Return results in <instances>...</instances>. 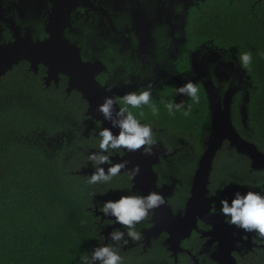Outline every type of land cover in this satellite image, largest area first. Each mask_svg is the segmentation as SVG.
I'll list each match as a JSON object with an SVG mask.
<instances>
[{
    "label": "trees",
    "instance_id": "16d2710c",
    "mask_svg": "<svg viewBox=\"0 0 264 264\" xmlns=\"http://www.w3.org/2000/svg\"><path fill=\"white\" fill-rule=\"evenodd\" d=\"M245 2L234 3L242 14L238 11L233 22L229 16H234V5L229 0L221 12L214 7L205 17L193 14L188 47L211 39L236 59L251 51V70L241 68L250 82L248 99L242 106L243 94L237 93L232 117L239 132L264 151V15L259 11V21L252 19ZM45 75L43 66L36 72L22 60L0 79V264H82L81 256L104 242L107 221L97 214V201L140 195L132 191L128 172L108 184L87 183L90 173L84 171L92 168L87 156L100 151L98 133L105 126L87 114L89 103L79 90H67L66 77L59 85H48ZM174 94L171 86L157 91L153 97L160 115L145 108L144 123L179 134L190 126L197 129L199 116L169 115L160 104L162 99L174 102ZM199 105L207 109L204 96ZM215 164L214 173L230 169L264 193V168H254L251 158L228 141ZM169 253L163 247L144 251L137 246L121 255L124 264H194L189 255L175 261ZM205 256V263L214 260ZM237 258L238 264H264V247Z\"/></svg>",
    "mask_w": 264,
    "mask_h": 264
},
{
    "label": "flooded vegetation",
    "instance_id": "af4514ba",
    "mask_svg": "<svg viewBox=\"0 0 264 264\" xmlns=\"http://www.w3.org/2000/svg\"><path fill=\"white\" fill-rule=\"evenodd\" d=\"M226 1L67 0L62 6L58 0H0V48L13 42L17 36H31L35 41L48 40L52 37L51 28L57 26L65 40L79 48L83 60L102 63L96 78L102 84L108 85L109 89L117 88L116 96L122 97L127 92L152 83L153 95L171 86L175 89L174 102L185 100L191 103L187 97L177 95L176 88L188 80L199 82L201 97L207 99L208 107L203 111L202 106L192 103L191 113L202 120L197 129L190 126L189 130L187 127V131L179 134L165 127L153 126L158 143L170 146L172 152L168 156L161 157L154 165V170L158 174V185L161 188L166 184H174L168 203L176 215L179 212L184 214L196 171L202 157L211 147L213 107L210 98L212 97L213 101L219 99V102L224 104L226 94L233 95L231 101L233 114V100L236 99L238 92L242 93L241 85L237 81V68L242 69L229 50L216 46L211 39L195 48L188 47L191 16L200 14L205 17L214 7L221 12L222 7L227 9L224 3ZM229 2L234 5L236 0ZM233 8L234 16H229L231 22L235 18L238 19V11H240L238 5H234ZM213 48L228 54L226 61L231 63L234 72L229 74L220 67L213 68L214 61L217 62L221 58ZM183 61L187 63L182 66ZM41 66L46 72L44 78L47 83L48 67L40 64L39 69ZM64 77L67 79L68 90L69 78L63 73L59 74L58 82L53 79L48 85H59ZM227 141L233 148L228 139L223 141L224 145ZM221 150L222 148L217 150L213 159L214 165L207 192L215 212H219L220 207L218 208L217 203L222 196L231 195L237 188L242 193L251 190L248 184L251 180L236 175L230 169L214 173L216 156ZM225 185L230 187L226 192L221 191ZM131 189L133 192L143 194L140 188L134 187L133 181ZM101 220L107 221L106 227L102 230L104 236H107V233L113 229L108 230L109 227L115 222L112 219L101 218ZM220 222L210 223L198 217L191 235L181 240L176 257L169 248L171 245L168 243L170 238L168 232L163 231L158 236L147 237V232L155 225L153 214L152 219L137 225V230L142 232L143 239L139 242H130L122 251L137 246L144 251L151 247L158 249L163 247L170 251L169 254L175 261L179 260L180 255H189L194 264L197 263V259L199 264H218L214 255L220 249L219 228L225 227ZM214 224H217V228ZM237 239L235 240L237 249L233 251L236 258L261 249V245L264 246V242L257 239L255 233L251 234V240L246 234L238 236ZM155 241L156 244H152ZM205 254L215 262L205 263Z\"/></svg>",
    "mask_w": 264,
    "mask_h": 264
},
{
    "label": "clouds",
    "instance_id": "9594fccd",
    "mask_svg": "<svg viewBox=\"0 0 264 264\" xmlns=\"http://www.w3.org/2000/svg\"><path fill=\"white\" fill-rule=\"evenodd\" d=\"M245 1L243 5L251 9L252 19L259 21V11H261V15H264V0ZM240 13L242 14V11ZM237 62L243 70L250 71L253 62L251 51L242 52L238 56ZM153 88L154 85L148 83L140 86L137 90L125 93L122 97L115 94L105 96L103 102L98 106L97 111L105 121L110 123L111 127H103L99 130L100 151L92 152L87 156V161L91 162L94 169L87 181L89 185L108 184L113 177L121 173L122 169L128 168V161L113 162L111 158L114 152L142 150L143 154L147 156L153 155V149L158 143L157 133L150 123H142L145 108L155 117L160 115V107L153 97ZM176 94L187 97L191 103H187L185 100L173 102L172 100L165 101L162 99L160 104L166 107L169 115L181 112L187 117L191 115L192 103L199 104L201 101L200 84L195 80H188L176 88ZM244 114L245 108L242 107L241 115ZM113 129H119L118 133L114 134ZM240 135L244 139L253 142L241 133ZM222 144L221 148L224 146V143ZM166 147L171 151L170 146ZM233 148L235 147L233 146ZM258 149L262 151L259 147ZM262 152L264 153V151ZM251 162L253 165L252 158ZM102 165H108L107 171ZM139 174V165L128 169L129 179H133ZM229 187L230 185H225L221 191L226 192ZM249 187L251 190L246 192L242 193L237 188L231 195L222 196L219 213L224 217L228 226H235L245 234L255 233L258 239L264 242V193L256 191V188L252 185ZM166 203L167 200L162 191H151L147 195L133 193L121 195L114 200L97 201L96 212L102 214L100 216L103 218L111 217L115 224L121 227L113 228L107 233V236L101 235V240L104 243L94 247L90 255H82L80 258L82 264H124L121 255L122 249L128 247L130 242H139L143 239V234L137 230V225L142 221L152 219L155 210ZM248 239L251 240V236H248ZM262 247L264 246L261 245Z\"/></svg>",
    "mask_w": 264,
    "mask_h": 264
},
{
    "label": "water",
    "instance_id": "95a60500",
    "mask_svg": "<svg viewBox=\"0 0 264 264\" xmlns=\"http://www.w3.org/2000/svg\"><path fill=\"white\" fill-rule=\"evenodd\" d=\"M58 1L64 6L67 0ZM56 20L54 21L56 22ZM59 31L60 29H57V26L51 28L52 37L48 40L35 41L31 36H17L13 42L2 46L0 48V79L22 60L29 61L33 71H38L40 64H44L48 67L47 84H50L53 79L58 82L60 73L68 76V90L77 89L87 99L89 103L87 114L97 121H101L105 127H111L110 123L105 121L99 114L97 108L103 102L105 96L116 95L118 93L117 88L109 89L108 85L98 81L96 73L101 69L102 63L83 60L79 48L75 44H69ZM232 96L230 93L226 94L224 104H221L219 99L213 101L212 97L210 98L213 107L211 147L202 157L200 166L196 171L191 196L184 214L179 212L176 215L168 203V197L172 195L174 184H166L158 188V174L154 170V165L159 162L161 157L172 153L164 144L157 143L151 156L143 154L142 150H137L135 152L122 151V154L118 153L111 158L113 162L128 161V168L122 169L121 172H128V169L135 165L140 166V174L132 181L134 187L140 188L144 195L151 191H162L165 195L167 203L155 210V225L151 231L147 232V237L151 235L158 236L163 231L168 232L170 235L168 243L171 245L169 248L176 257L181 240L191 235L199 217V219L210 223L221 221L220 223L225 226L224 229L219 228L220 249L214 255L217 263H238L236 256L233 254V251L237 249L235 240L238 236L244 235L245 232L235 228V226H228L224 217L219 212L213 211L212 201L207 197L213 159L226 139L230 140L231 145L239 152L249 155L255 168H264V153L258 149L256 144L244 139L234 125L231 118ZM118 131L119 129H113L114 134ZM102 167L107 171L108 165H102ZM93 171V168H89L84 173L91 174ZM97 214L102 215L98 212ZM102 219L112 218L102 217ZM214 225L217 228V224ZM114 227L120 228L121 226L114 223L108 230ZM246 234L249 237L251 236V233ZM196 264H199L198 259Z\"/></svg>",
    "mask_w": 264,
    "mask_h": 264
},
{
    "label": "rangeland",
    "instance_id": "374dc122",
    "mask_svg": "<svg viewBox=\"0 0 264 264\" xmlns=\"http://www.w3.org/2000/svg\"><path fill=\"white\" fill-rule=\"evenodd\" d=\"M213 51L219 53V56L221 57L220 60L219 59L217 60V62L214 61L215 64L213 65V68L220 67L221 70L226 71L229 74L234 72V70L231 68V63L226 61V60H228V54H226L223 50H220L217 48H213ZM237 70H238L237 81L241 85L242 94H243L242 106H244L245 102L248 99L249 90L247 89V86L250 84V82L248 81V79H247L248 77L246 76V74L242 70H240L239 68H237ZM152 244H156V241L152 242Z\"/></svg>",
    "mask_w": 264,
    "mask_h": 264
}]
</instances>
